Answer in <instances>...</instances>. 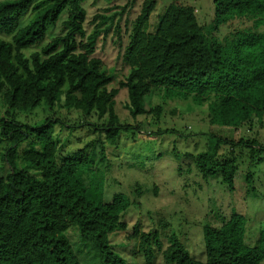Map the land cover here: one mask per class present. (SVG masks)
Returning a JSON list of instances; mask_svg holds the SVG:
<instances>
[{
	"label": "trees",
	"instance_id": "16d2710c",
	"mask_svg": "<svg viewBox=\"0 0 264 264\" xmlns=\"http://www.w3.org/2000/svg\"><path fill=\"white\" fill-rule=\"evenodd\" d=\"M85 1L0 0V146H5L0 149V264H78L66 236L74 225L80 239L98 253L99 264H130L112 251L109 239L128 230L123 217L132 202L123 194L106 196L99 166H109L103 151L95 157L94 142L58 156L54 126L61 123L52 116L61 104L84 120L104 121L70 129L92 128L111 145L121 133L138 132L120 124L115 113L121 89L127 92L126 109L133 119L160 118L161 106L150 103L146 110L148 98L206 105L211 125L244 132L231 139L210 135L207 152L186 157L194 159L204 180L219 178L229 193L236 191L244 159L253 167L264 155V0H212L214 18L207 27L198 24L192 7L170 0L152 33L147 27L156 3L143 0L135 19L125 24L124 47L114 17L96 16L93 30L86 33ZM222 27L228 33L219 40L214 33ZM51 28H58V35L45 43ZM110 29L126 72L116 88L95 57L100 38ZM36 47L40 51L25 53ZM39 108L52 114L42 126L18 120L19 114ZM23 144L27 149L19 150ZM253 175L248 171L245 181ZM129 233L124 240L137 241L147 264L155 251L164 264L264 260V234L254 247L247 246L245 218L235 211L219 227L203 228L205 254L199 260L179 241L164 248L156 232L145 234L135 226Z\"/></svg>",
	"mask_w": 264,
	"mask_h": 264
},
{
	"label": "rangeland",
	"instance_id": "374dc122",
	"mask_svg": "<svg viewBox=\"0 0 264 264\" xmlns=\"http://www.w3.org/2000/svg\"><path fill=\"white\" fill-rule=\"evenodd\" d=\"M142 2L143 0H86L83 3L86 33L90 34L93 30L92 22L96 16L114 17L113 24L121 28L120 46L124 47L127 43L125 24H130L135 19ZM169 2L170 0H155L156 8L147 27L149 33L154 31L157 19L163 15ZM180 2L195 10L199 25L207 27L212 22V0ZM122 8H125L124 12L121 11ZM226 29L222 27L214 36L223 40L228 33ZM58 30L49 29L45 43L56 37ZM112 30L100 38L95 57L102 61L104 71L113 77L112 88H116L118 80L123 79L126 72L122 67L120 47L116 45L117 38ZM40 48L26 50L25 53L30 55L40 51ZM150 103L153 107L163 108L157 122L151 116L133 119L126 109L127 92L119 90L115 100V113L119 123L133 129L138 128V132L134 136L121 133L116 145L104 141L103 134L92 128L70 129L83 122L90 125L105 122L98 121L95 117L84 120L77 111L66 110L62 104L55 107L56 114L53 116L39 108L32 113L19 114L18 120L33 128L42 126L46 116L58 120L61 124L54 126V141L60 157L82 150L92 142L96 158L101 151L105 153L109 167L107 169L102 165L99 170L103 172L105 179L106 196L123 194L132 202L123 217L128 230L123 234H113L109 239L112 251L128 263L147 264L138 252L137 241L124 240L135 226L145 234L156 232L164 248L175 240L179 241L193 258L199 260L205 254L203 228L206 225L219 227L229 220L233 211L244 216V242L247 246L254 247L264 234V155L261 162L253 167L244 159L236 180V191L226 192L220 185L219 178L204 180L194 159L186 155L194 158L207 152L210 149V135L227 139L239 138L244 130L234 132L230 128L211 125L206 105L195 106L177 100L162 103L155 97L146 99L147 111ZM3 113L0 101V117ZM158 131L162 133L157 135ZM165 131L171 134H165ZM26 145H21L19 150L27 149ZM0 149L2 151L5 146L1 145ZM248 171L254 173L249 183L245 181ZM66 236L78 264L100 263L98 253L90 243L80 239L75 225L69 228ZM154 253L152 264H164L157 251ZM261 264H264V260Z\"/></svg>",
	"mask_w": 264,
	"mask_h": 264
}]
</instances>
